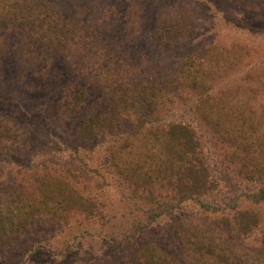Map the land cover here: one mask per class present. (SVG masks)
Returning a JSON list of instances; mask_svg holds the SVG:
<instances>
[{"label":"rangeland","instance_id":"374dc122","mask_svg":"<svg viewBox=\"0 0 264 264\" xmlns=\"http://www.w3.org/2000/svg\"><path fill=\"white\" fill-rule=\"evenodd\" d=\"M16 1L0 27V122L19 131L0 150V209L21 205L34 173L49 187L67 184L76 203L64 211L35 201L23 232L0 240V264H131L149 244L183 264L192 221L232 240L236 206L262 218L239 253L258 249L264 201L246 197L264 188V0ZM159 27L170 47L156 41ZM189 62L185 78L179 69ZM98 115L104 128L82 139L79 129ZM151 120L193 129L217 185L213 209L190 201L150 223L134 206L128 179L153 164L142 146Z\"/></svg>","mask_w":264,"mask_h":264},{"label":"trees","instance_id":"16d2710c","mask_svg":"<svg viewBox=\"0 0 264 264\" xmlns=\"http://www.w3.org/2000/svg\"><path fill=\"white\" fill-rule=\"evenodd\" d=\"M34 1L37 3L39 0ZM42 2L39 1L40 5ZM19 3L16 0H0V27L9 25L8 20L16 15H12L10 12L14 13V9ZM16 19L20 24L25 23L21 17ZM60 26H63L64 31L69 30L67 22ZM177 26L175 23L171 27ZM180 30L181 28H177L174 31L168 27V31L171 33L174 31L172 36H175L174 34L177 32L180 33ZM162 33L159 27L156 41L159 44L166 42L167 47H170L173 44V38L166 40ZM29 50L33 54V49L29 48ZM191 65L194 64L189 62L179 69L185 78L192 73L189 69ZM77 100L81 101L78 97ZM77 103L73 102L66 109L75 111ZM104 123L103 118L101 122V115L86 120L79 129L80 137L84 140L94 141L96 134L104 128ZM150 123V130L144 135L142 146L149 153L148 157L152 159L153 164L143 167V172L142 168H139L141 173L134 169L128 179L130 183H135L136 187L133 199L138 201L133 202L134 206L147 214L146 217L150 223L156 221L164 213L190 201L198 203L205 210L213 209L211 195L217 185L210 178L209 169L198 152V142L193 129L186 124L174 121H167L162 126L156 125L153 120ZM10 125L0 122V150L5 149L6 151V148L16 141L15 135L19 134V131ZM43 176L48 179L52 177L46 165ZM32 177H34L33 180L26 183V189H32L33 193L25 191L23 200H20L21 205L14 207L9 205L4 210L0 209V240L11 237V235L17 237L23 232V227L29 224V219H34L35 201L43 204L45 208L52 202V207L54 204L56 209H64V211L75 205V198L65 192L67 184L55 189V186L49 187L48 181L45 183L36 173ZM54 180L57 179L54 178ZM156 184L163 194L153 189ZM139 188H142L145 195L137 194ZM35 192L41 195V200L36 199ZM246 199L255 205L260 204L264 201V188L249 193ZM87 206L90 209L89 214H93L95 212L93 211L94 203L90 200ZM36 208L38 210V206ZM233 211L234 224L228 227L232 240L222 237L219 232L221 229L215 225L206 221H192L193 223L186 228L187 231L184 234L183 264H264V235L260 239L258 249H249L248 251L242 249V252L239 253V246L244 238L249 237L260 226L262 222L260 212L255 207L249 210L240 208V206L233 208ZM136 249L128 257L131 264H181L178 260L162 254L154 244L139 246Z\"/></svg>","mask_w":264,"mask_h":264}]
</instances>
